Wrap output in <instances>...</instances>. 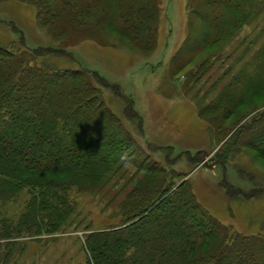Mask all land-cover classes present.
I'll return each instance as SVG.
<instances>
[{"label": "trees", "instance_id": "obj_1", "mask_svg": "<svg viewBox=\"0 0 264 264\" xmlns=\"http://www.w3.org/2000/svg\"><path fill=\"white\" fill-rule=\"evenodd\" d=\"M23 1L35 6L55 33L71 36L83 30L96 7L95 25L115 15L116 29L144 49L151 46L159 13L158 0ZM195 1L194 13L204 30L201 43L210 50L237 35L264 7V0ZM91 32L84 34L90 37ZM261 38L255 52L259 61L250 72L235 75L206 106L207 112L221 109L219 116L208 118L216 143L225 139L214 155L221 164L233 149L252 150L264 161V108L242 123L264 105ZM51 51L0 44V264L10 260L18 239L62 231L78 206L73 195L107 185L135 152L93 83L108 85L106 79L92 70L59 69L40 59ZM253 103L257 107L248 108ZM241 105L245 110H238ZM233 114L237 118L229 121ZM190 159L197 161L196 156ZM137 170L145 173L122 201L121 222L85 235L83 264H264V235L234 232L216 219L183 174L155 163H141ZM19 199V211L2 210V204Z\"/></svg>", "mask_w": 264, "mask_h": 264}, {"label": "rangeland", "instance_id": "obj_2", "mask_svg": "<svg viewBox=\"0 0 264 264\" xmlns=\"http://www.w3.org/2000/svg\"><path fill=\"white\" fill-rule=\"evenodd\" d=\"M158 3L153 40L144 49L116 29L115 15L110 24L101 20L95 25L96 7L80 27L83 30L71 36L55 33L26 1L0 0V44L14 50L50 48L53 51L40 58L48 64L97 72L108 85L93 83L135 148L130 161L107 185L94 193L73 195L78 206L62 231L34 240L18 239L6 264H83L85 235L121 222L122 201L145 173L137 170L141 163L183 174L197 200L232 231L264 235V161L252 150L233 149L224 164L218 163L214 155L225 139L216 143L208 118L219 116L221 109L206 110L237 75L250 72L259 61L255 52L264 37V7L237 35L210 50L201 43L204 30L201 17L194 13L195 0ZM89 31L92 35L85 36ZM259 100L255 97V102ZM254 103L248 108L262 105ZM237 116L233 114L229 121ZM195 156L197 161H192ZM20 207V199L2 204V210L11 212Z\"/></svg>", "mask_w": 264, "mask_h": 264}, {"label": "water", "instance_id": "obj_3", "mask_svg": "<svg viewBox=\"0 0 264 264\" xmlns=\"http://www.w3.org/2000/svg\"><path fill=\"white\" fill-rule=\"evenodd\" d=\"M183 181H184V180H183ZM183 181H182V182H183ZM182 182H181V183H182ZM179 184H180V183H179Z\"/></svg>", "mask_w": 264, "mask_h": 264}]
</instances>
